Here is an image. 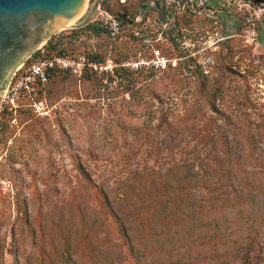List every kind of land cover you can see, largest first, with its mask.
Wrapping results in <instances>:
<instances>
[{"label":"rangeland","instance_id":"1","mask_svg":"<svg viewBox=\"0 0 264 264\" xmlns=\"http://www.w3.org/2000/svg\"><path fill=\"white\" fill-rule=\"evenodd\" d=\"M92 5L48 41L116 77L0 118V264H264V0H108L117 40Z\"/></svg>","mask_w":264,"mask_h":264},{"label":"built area","instance_id":"2","mask_svg":"<svg viewBox=\"0 0 264 264\" xmlns=\"http://www.w3.org/2000/svg\"><path fill=\"white\" fill-rule=\"evenodd\" d=\"M104 1L108 0H98L97 3L96 13L99 16L100 27L112 40H117L123 30V19L102 7ZM38 50L39 55L32 54L18 67L6 92L0 96V118L4 115H14L18 110L32 113L37 117L50 116L56 104H49L47 101V85L56 75L75 77L100 75L105 81L108 77H116L117 63L110 56L97 59L85 53L52 52L51 55H47L43 46ZM157 57L155 65L164 67L163 58ZM262 98L264 100V92Z\"/></svg>","mask_w":264,"mask_h":264},{"label":"water","instance_id":"3","mask_svg":"<svg viewBox=\"0 0 264 264\" xmlns=\"http://www.w3.org/2000/svg\"><path fill=\"white\" fill-rule=\"evenodd\" d=\"M87 0H0V96L18 69L48 39L76 20ZM93 2L85 26L97 11Z\"/></svg>","mask_w":264,"mask_h":264},{"label":"trees","instance_id":"4","mask_svg":"<svg viewBox=\"0 0 264 264\" xmlns=\"http://www.w3.org/2000/svg\"><path fill=\"white\" fill-rule=\"evenodd\" d=\"M104 2H106V1H104ZM89 27L94 33H97V34H99V33L104 31L100 26L90 25ZM47 45L48 46H44V48H43V49H45L47 55H51L52 52H57V53H61V54H67L66 52H59L57 50V48H56V44L52 43L51 41L50 42L48 41ZM39 54H40V50H37L36 52L33 53V56H37ZM93 57H95V56H93ZM148 72L154 73L153 71H150V70ZM115 74H116V68H115ZM64 76H68V75H64ZM110 78H112V77H110ZM191 176H192L191 174H184V177L186 179H190ZM200 202H201L200 203V207L201 208L205 207L206 210H210L211 212H213V214L219 212L218 216H213L211 218L212 230L210 232H208L209 234L214 232L213 235L217 236V234L221 232L223 227H226V225L224 223H221V222H223L224 220L228 219L227 217H222L224 215V213H222L224 211V209H225L224 205H228V204H223L222 203V204L218 205V204H215L213 201H211L208 197H203V196L201 197V201ZM240 213H242V212L236 211L235 215L238 216V214H240ZM122 234H123L124 237L127 238V240H129V242H131V243L135 242V236L129 230H127L126 228L125 229L123 228ZM211 235H209V236L211 237Z\"/></svg>","mask_w":264,"mask_h":264},{"label":"bare ground","instance_id":"5","mask_svg":"<svg viewBox=\"0 0 264 264\" xmlns=\"http://www.w3.org/2000/svg\"><path fill=\"white\" fill-rule=\"evenodd\" d=\"M72 24V23H71Z\"/></svg>","mask_w":264,"mask_h":264}]
</instances>
